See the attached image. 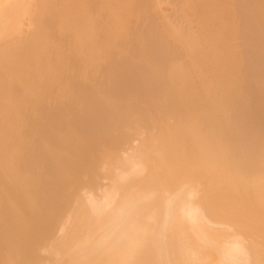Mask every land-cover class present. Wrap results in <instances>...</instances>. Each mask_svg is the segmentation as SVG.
<instances>
[{"label": "bare ground", "instance_id": "bare-ground-1", "mask_svg": "<svg viewBox=\"0 0 264 264\" xmlns=\"http://www.w3.org/2000/svg\"><path fill=\"white\" fill-rule=\"evenodd\" d=\"M138 1L0 0V42L25 34L0 52V264H264V118L251 108L254 102L249 107L244 59L230 44L238 35L228 24L234 18L221 21V0H194L198 10L189 0L191 11L226 30L227 38L218 26L204 31L216 56L217 98L201 107L206 97L193 94L191 76L175 62L166 73L149 67L148 77L176 95L173 108L181 117L154 129L156 118L154 133L127 139L134 129L124 135L123 127L134 114L146 124V114L126 105L129 99H110L108 85L110 69L123 68L129 56L132 12L137 8L133 18L141 13L143 20L148 11ZM172 1L188 6V0H167L172 8ZM166 2L146 0L158 22ZM176 6L175 16L189 15V7L180 12ZM169 14V28L182 34ZM198 37H186L192 55ZM102 122L103 136L97 133Z\"/></svg>", "mask_w": 264, "mask_h": 264}, {"label": "rangeland", "instance_id": "rangeland-1", "mask_svg": "<svg viewBox=\"0 0 264 264\" xmlns=\"http://www.w3.org/2000/svg\"><path fill=\"white\" fill-rule=\"evenodd\" d=\"M38 2L40 1V0H37ZM148 1V0H147ZM167 0H165V2H166ZM229 1V2H228ZM249 1V2H248ZM138 2H140V3H143V2H145V3H143V4H140L139 3V5L138 6H142L143 5V8L142 9H140L141 8V6H140V8L138 7V9H140V10H143V12H145V11H147V16H149L150 14V16L149 17H147L146 16V14L145 13H143V15L145 14V16H143L144 18H143V20H142V18L140 17L141 16V13H140V11H139V15H137L138 14V12L137 11H135L137 8V3ZM137 3H136V9L132 12L133 13V17H134V15H135V12H137V14H136V16H137V18H138V16H139V18H138V20L139 19H141L140 20V22L139 21H136V23H135V18H136V16H135V18H133L132 16H131V20H130V17H129V20H130V25L132 26V27H130L129 25H127V28H132L131 30H129V31H132V33L131 32H129V34H128V31H127V36L128 37H126V36H124V37H126V42H128V43H126L124 40L125 39H121V42L122 41H124L127 45H129L131 48L130 49H128V48H126L127 50H125V51H129V52H126L127 54L129 53V56L128 55H126V60H124V61H126L125 63H124V66H123V68L121 67V69L119 68H117L116 69V71H114L115 69H110L111 70V72H113V74H110V79H109V81H111V82H109L108 81V83L110 84L111 83V85L109 86L108 85V87L109 88H114V89H109V94L111 93V95H109L110 97V99L111 98H113L112 100H116V101H120V102H122V101H124V104H125V102H127L128 101V99H129V101L127 102V104L126 105H131L132 103H134V104H132L131 106L132 107H134L133 105H135V106H138V107H134V108H139V107H141V108H139L141 111H143L144 112V115H145V117L148 119V117H147V115L148 114H150L149 115V117L151 116V114H152V117L150 118V119H146V121H145V123L146 124H141V121H140V119H139V114L137 115V114H134L133 116H132V118L131 119H133V117H134V119L131 121V123L130 124H128L127 126H129V127H126V126H124L123 127V130H124V128L126 129V130H124L123 131V133L125 132H128L129 130L127 129V128H133L134 130H135V128L137 129V127L142 131V132H140V134H139V132L138 131H140L139 129L135 132L134 130L132 131V130H130V131H132V133H130V131L127 133L128 135L129 134H131V135H127V134H125L124 133V135H127L126 137H127V139L128 138H137L138 139V137H137V135L139 136V137H141L142 138V135H143V137L146 135V136H148V135H151L150 133L151 132H155V131H153L155 128L156 129H159V128H161V127H164V125L165 124H168V123H175V122H178V118L179 117H181V113H179L178 114V117H177V110H178V108L177 109H175L176 107H178L177 105H175L176 103H175V101L172 99V97L174 98V96H176V95H173V94H171V97L169 96V94H167L166 92L167 91H165L166 90V88L165 87H163L161 84V82H159L161 79L159 78H156V80H157V83H156V80L155 79H151V78H149L148 77V75H149V73H147L148 72V69H149V67H152V68H154V69H157V70H160L162 73H166V72H168V69H170V67H169V65L172 63L173 64V62H175L176 64H178V65H180V66H182L184 69H185V73L187 72V77H190L191 76V78H189L190 79V83L188 84V85H190L191 87H193L192 89L194 90H192L193 92V94H195V92L197 93L196 95V97H198V96H200V98L199 99H201V98H205L204 100H203V104L201 103V107H202V105H207L208 103L210 104V102H211V104H213L214 103V98H217V96H216V94H214V91L213 90H215V87H216V85H217V80H215L217 77H216V74H215V69H213V70H211V68H213V67H215L216 66V56H215V52L213 51V44H211L212 46V48L210 47V41L208 40L209 39V35H207L206 33L208 32H211V31H214L215 30V28H216V26H218V24H219V26L222 24V23H217V21L216 22H211L207 17H203L202 15H201V13H200V15H199V11L198 12H196L199 8H198V6L197 7H195V5L193 6V4H192V2H194V0L193 1H191V3L189 2V0H188V2L186 1V3H187V7H189V9H190V4H191V6L192 7H194V8H192L191 7V9L192 10H194V9H197V10H195V11H191V9L188 11V13H189V15H187V17H190V19H188L187 17H186V15H185V13L187 14V11H185V9L187 8L186 6V8L184 9L181 5V3L180 2H173V3H176V4H178V3H180V6H181V8H179V4H178V7L176 6V4H174V8H175V6H176V8L177 9H180V12H181V9L183 8L184 9V11H185V13L184 12H182L181 13V15H180V13H179V11H178V13L179 14H177L176 16H175V13L176 12H174V11H177V10H174V8H172L173 6H172V3H170L171 5H169L167 2H166V4H165V6H163V8L167 11H165V10H163V8L161 7L162 6V4L159 6V7H161V9H159L160 11H162L163 13H160V12H158L159 10H157L156 8H154V7H152V8H154V10L156 9L157 10V14L159 15V16H161L162 14H163V16L164 15H166L167 16V14L168 13H171V14H169L170 16H169V18H172L171 20H173L174 19V23H175V26L177 27L178 26V29L179 30H181V28H182V31L184 32V34H183V32H182V34H180V33H176V30H174L172 27V29L175 31V33H174V31L173 30H171V28H169V26H168V24L170 25V23H167L168 22V20L165 18L166 16H164V20L163 21H165V22H163V21H157V19H156V17L151 13V11H150V9H151V6H154V3L148 8V6L149 5H146V0H140V1H138ZM170 2H171V0H170ZM228 2V3H227ZM257 2V3H256ZM147 3H149V2H147ZM152 3V2H151ZM190 3V4H189ZM196 3V2H195ZM220 3H222V4H220V6H222V8H221V11H222V14L225 16H223V15H220L221 17V21H223V23H225V21H226V24L229 22V21H231L233 18L235 19H233L232 20V22H229L228 24H230V23H232L233 25H235L237 28V34L238 35H236V33H235V37L234 38H236L235 39V41H238L237 43H235V41H234V38H233V40H230V44L233 46V48L236 46V44H237V46H236V48H240V50H239V48L237 49V51L239 52H237L240 56H243V57H241L242 58V65L244 64V70H243V75L241 76V78H242V80H243V82L245 83V85L247 84V96H249L250 94L252 95H250L248 98L250 99V100H248L249 101V104H250V106L249 107H251V103L252 102H254V103H252L255 107H253V105H252V109H253V111L254 112H256L255 114L258 116V117H260V118H264V95H262V94H264V21H263V19H264V0H221L220 1ZM226 3V4H225ZM250 3V4H249ZM167 4H168V6H167ZM225 4V5H224ZM232 4V5H231ZM234 4V5H233ZM252 4V5H251ZM164 5V4H163ZM183 5H185V4H183ZM231 5V6H230ZM146 6V7H145ZM167 6V7H166ZM172 6V7H171ZM225 6V7H224ZM230 8H229V7ZM235 6V7H234ZM258 6V7H257ZM260 6V7H259ZM145 7V8H144ZM155 7H156V5H155ZM251 7V8H250ZM226 9V10H223V9ZM228 8V9H227ZM253 8V9H252ZM261 8V9H260ZM232 9V10H231ZM255 9V10H254ZM263 9V10H262ZM145 10V11H144ZM169 10V11H168ZM171 10H173V12H174V16H175V18L173 17V15H172V11ZM186 10H188V8L186 9ZM258 10V11H257ZM153 11V10H152ZM171 11V12H170ZM183 11V10H182ZM221 11H220V14H221ZM225 11V12H224ZM231 11V12H230ZM234 11V12H233ZM142 12V11H141ZM155 12V11H154ZM153 12V13H154ZM190 12H192V13H190ZM194 12H196V13H194ZM229 12V13H228ZM231 13H233V15H231ZM234 13H235V15H234ZM161 14V15H160ZM237 14V15H236ZM261 14V15H260ZM34 15H35V13H34ZM154 17H153V16ZM158 15H156V16H158ZM179 15V16H178ZM200 16V18H198V16ZM172 16V17H171ZM231 16V17H230ZM36 17V16H35ZM34 17V18H35ZM185 17L187 18V19H185ZM37 18V17H36ZM146 18V19H145ZM158 18V20H160L159 18H161V17H157ZM163 18V17H162ZM161 18V19H162ZM183 18V19H182ZM205 18H207V20L205 19ZM229 18H231L230 20H228ZM259 18V19H258ZM132 19H134L133 20V22H131L132 21ZM156 19V20H155ZM192 19H193V21H192ZM129 20H128V22H129ZM137 20V19H136ZM179 20H181V21H179ZM260 20V21H259ZM204 21H207V22H204ZM228 21V22H227ZM237 21H238V23H237ZM128 22H126L127 24H129ZM178 22V23H177ZM181 22H183V24L181 25ZM199 22V23H198ZM200 22H201V24H200ZM204 22V23H203ZM211 24V27H210V25H208L209 23ZM234 22V23H233ZM261 22V23H260ZM46 23V22H45ZM47 23H48V21H47ZM139 23V24H138ZM164 23V24H163ZM177 23V24H176ZM189 23V24H188ZM202 23L203 24H205L204 26L202 25ZM207 23V24H206ZM236 23V24H235ZM137 24V26L135 27V26H133V25H136ZM159 24V25H158ZM193 24V25H192ZM196 24H198V25H196ZM215 26H214V25ZM217 24V25H216ZM126 25V24H125ZM157 25V26H156ZM164 27H163V26ZM201 25V26H200ZM223 25V24H222ZM139 26H140V29H139ZM159 26H160V29H159ZM166 26V27H165ZM168 26V27H167ZM185 26V27H184ZM191 26V27H190ZM192 26H193V28H192ZM207 26L208 27H210V28H207ZM219 26L216 28V31H220V34L222 33L223 34V36H225V33H226V30L224 31V29L222 28V27H220V29L222 28V32H221V30H219ZM158 27V28H157ZM165 28V32H164V29L162 30V28ZM203 27V28H202ZM215 27V28H214ZM240 27V28H239ZM123 28H124V30L123 31H125L126 29H125V26L123 25ZM167 28H169V29H167ZM186 29V32H185V29ZM200 28H201V30H200ZM206 30H205V29ZM212 28V29H211ZM135 29H137V31L139 32H137ZM167 29V30H166ZM184 29V30H183ZM202 29H203V31H202ZM211 29V30H210ZM214 29V30H213ZM179 30H178V32H179ZM187 30H191L190 32L189 31H187ZM195 30H196V32H195ZM200 30V31H199ZM239 30V31H238ZM136 31V32H135ZM166 31H168V33L166 32ZM169 31H172L173 32V34H170V33H172V32H169ZM204 31H206V33L204 32ZM162 32V35L160 34ZM188 32V33H187ZM197 33V35L199 36L200 35V37L201 38H199V40H198V45H202V46H196V48L194 49V51L195 52H193V54L194 55H192V53H190L189 52V49H188V47L186 46V37H187V35L189 34V33ZM204 32V33H203ZM224 32V33H223ZM137 33H138V35H137ZM165 33V34H164ZM185 33H187V35L185 34ZM132 34V35H131ZM142 36H141V35ZM175 34V35H174ZM180 34V35H179ZM204 34V35H203ZM210 34V33H209ZM24 35V36H23ZM22 36L23 37H25V34H23ZM123 35H126V34H123ZM167 35V36H166ZM170 35V36H169ZM22 36H21V38H22ZM134 36H135V38H134ZM137 36V37H136ZM138 36H141V37H139L138 38ZM144 36V37H143ZM169 36V37H168ZM185 36V37H184ZM19 36L17 35V34H15L14 36L12 35V36H10V37H7L6 39L5 38H3L2 40H1V42H0V52L4 49V47H5V45H6V47L9 45L10 46V44L9 43H14V41L16 42L17 40L19 41V40H21V38L19 37ZM164 37V38H163ZM127 38H128V40H127ZM130 38V39H129ZM144 38V39H143ZM159 38H160V40H159ZM225 38H227L226 36H225ZM17 39V40H16ZM140 39H142V40H140ZM183 40H184V42H183ZM202 40V41H201ZM208 40V41H207ZM131 41V42H130ZM124 42H122L121 44L123 45V44H125ZM137 42V45H139V44H141V45H139V46H137L135 43ZM183 42V43H182ZM233 42V43H232ZM131 43H133V44H131ZM143 43V44H142ZM4 44V45H3ZM8 44V45H7ZM143 45V46H142ZM175 45V46H174ZM180 47H179V46ZM126 46V45H125ZM175 48H174V47ZM177 46V47H176ZM182 46H184V47H182ZM208 46H209V48H208ZM5 47V48H6ZM127 47V46H126ZM137 47V48H136ZM142 47V48H141ZM204 47H206V48H204ZM138 48H140V49H138ZM178 48H180V49H178ZM183 50H182V49ZM208 49V50H204V49ZM211 49V50H210ZM235 49V48H234ZM140 50V51H139ZM142 50V51H141ZM145 50V51H144ZM171 50L173 51V52H171ZM175 50H177V51H179V52H177V51H175ZM187 50H188V53H187ZM198 51V53H197V51ZM202 50V51H201ZM156 51V52H155ZM182 51H185V52H182ZM235 51H236V49H235ZM147 52V53H146ZM171 52V53H170ZM211 52V53H210ZM213 52V53H212ZM164 53H166V54H164ZM186 53V54H185ZM205 53V54H204ZM242 55H241V54ZM173 54V55H172ZM176 54V55H175ZM200 54V55H199ZM206 54H207V56H206ZM210 54V55H209ZM143 55V56H142ZM166 55V56H165ZM169 57H168V56ZM204 55V56H203ZM212 55V56H211ZM130 56H132L131 58H130ZM174 56H175V58H174ZM203 57V59H204V61H202L201 62V60H200V58L202 59V57ZM214 56V57H213ZM165 57V58H164ZM177 57V58H176ZM193 57V58H192ZM195 57V58H194ZM206 57V58H205ZM129 58V59H128ZM135 58V59H134ZM153 58V59H152ZM199 60H198V59ZM215 58V59H214ZM137 59H139V60H137ZM169 59V60H168ZM177 59H178V61H177ZM179 59H181V61L179 60ZM184 59V60H183ZM130 60V61H129ZM160 60V61H159ZM169 61V62H167V61ZM171 60V61H170ZM173 60V61H172ZM144 61V62H143ZM159 63H158V62ZM177 61V62H176ZM183 61L185 62V63H183ZM208 61V62H207ZM130 62H131V64H133V65H131L130 64ZM149 62V63H148ZM171 62V63H170ZM146 65H145V64ZM170 63V64H169ZM209 63H210V65H209ZM214 63V64H213ZM138 64V65H137ZM143 64H144V66H143ZM149 64H152V66L151 65H149ZM168 64V65H167ZM185 64V65H184ZM192 64V65H191ZM194 64V65H193ZM195 65H196V67H195ZM198 65V66H197ZM202 65V66H201ZM136 66V67H135ZM141 68H140V67ZM210 66V67H209ZM195 67V68H194ZM138 68H140V69H138ZM191 69V70H189V69ZM193 68V69H192ZM198 70H201V71H198ZM139 71H142V72H139ZM145 71V72H144ZM190 71V72H189ZM193 71V72H192ZM210 71V72H209ZM214 73H213V72ZM143 72L145 73V74H143ZM117 73H118V75H117ZM121 73V74H120ZM133 73V74H132ZM124 74V75H123ZM148 74V75H147ZM193 74V75H192ZM205 74H207V75H205ZM213 74H215V76L213 75ZM112 75H113V81H112ZM116 75V76H115ZM119 75H120V77H119ZM127 75H128V77H127ZM190 75V76H189ZM195 75V76H194ZM123 76V77H122ZM126 76V77H125ZM199 76V77H198ZM200 76H201V78H200ZM204 76V77H203ZM208 76V77H207ZM143 77H144V79H143ZM193 77V78H192ZM209 77H211V78H209ZM214 77V78H213ZM128 78V79H127ZM126 80V81H123V80ZM188 79V80H189ZM192 79V80H191ZM198 79V80H197ZM205 79V80H204ZM211 79V80H210ZM159 80V81H158ZM203 80H204V82H203ZM214 80V81H213ZM131 81H132V83H131ZM199 82V83H196V82ZM201 81V82H200ZM212 81V82H211ZM126 82V83H125ZM129 82V83H128ZM206 82V83H205ZM210 82V83H209ZM154 83V84H153ZM193 83V84H192ZM204 83V84H203ZM115 84V85H114ZM117 84V85H116ZM120 84V85H119ZM129 84V85H128ZM141 84H143V85H141ZM202 84V85H201ZM207 84H209V86L207 85ZM257 84V85H256ZM260 84H263V86L262 85H260ZM122 85H123V87H122ZM148 85H150L151 86V88H150V86H148ZM251 85V86H250ZM256 85V86H255ZM261 86V87H258V86ZM136 86V87H135ZM147 86V87H146ZM162 86V87H161ZM201 86V87H200ZM117 87V88H116ZM129 87H130V89H129ZM142 87H144L143 89H142ZM158 87V88H157ZM190 87V88H191ZM199 87V88H198ZM204 87V89H202ZM208 87V88H207ZM209 87H210V89H209ZM256 87V88H255ZM153 88V89H152ZM161 88V89H160ZM198 88V89H197ZM128 89V90H127ZM150 89V90H149ZM156 89H157V91H156ZM160 89V90H159ZM212 89V90H211ZM256 89H257V91H256ZM263 89V90H262ZM121 90V91H120ZM126 90V91H125ZM130 90H131V92H130ZM159 90V91H158ZM252 90H254V91H252ZM110 91H113V92H110ZM116 91H118L117 93H116ZM135 91V92H134ZM160 91L161 92H163V93H160ZM248 91H250L249 93H248ZM114 92H115V94H114ZM127 93V94H126ZM141 93V94H140ZM156 93H159V95L158 94H156ZM208 93H209V95H208ZM211 93V94H210ZM254 93V94H253ZM120 94V95H119ZM125 94V95H124ZM152 94V95H151ZM156 94V95H155ZM202 94V95H201ZM214 94V95H213ZM115 95V96H114ZM119 95V96H118ZM147 95H151L150 97H147ZM154 95V96H153ZM160 97L161 96V99L160 98H158V96ZM165 95V96H164ZM256 95V96H255ZM118 96V97H117ZM132 96V97H131ZM156 96V97H155ZM201 96H205V97H201ZM131 97V98H130ZM154 97V98H153ZM166 97V98H165ZM170 97V98H169ZM251 97V98H250ZM255 97V98H254ZM257 97V98H256ZM263 97V98H262ZM116 98V99H115ZM136 98V99H135ZM139 98V99H138ZM145 98V99H144ZM157 98V99H156ZM176 98V97H175ZM179 97L177 96V100H179V101H177V103L178 102H182V98L180 97L179 99H178ZM211 98V99H210ZM149 99V100H148ZM169 99H171V100H169ZM182 99V100H181ZM196 99H197V101H198V98H193V103H194V105L196 104ZM253 99V100H252ZM255 99V100H254ZM259 99V100H258ZM261 99H263V101L261 100ZM143 100V101H142ZM146 100H148L147 102H146ZM157 100V102H155ZM168 100V101H167ZM176 100V99H175ZM206 100H208V101H206ZM152 101V102H151ZM154 101V102H153ZM160 101V102H159ZM189 101V100H188ZM190 101H192V100H190ZM196 101V102H195ZM201 101V100H200ZM199 101V102H200ZM204 101H206L207 103H205ZM252 101V102H251ZM257 103H256V102ZM261 102L262 104L260 105V104H258L259 102ZM158 102H159V104H158ZM180 102V103H181ZM143 103L145 104V105H143ZM155 103H157V104H155ZM166 103H168V104H166ZM174 103V104H173ZM149 104H150V106H149ZM160 104H161V106H160ZM165 106H164V105ZM189 104H191V103H189ZM199 104V103H198ZM197 104V105H198ZM248 104V103H247ZM258 104V105H257ZM154 105H156V106H154ZM158 105V106H157ZM167 105V106H166ZM169 105H171V106H169ZM175 105V106H174ZM178 105H179V109H181L180 108V104L178 103ZM192 105V104H191ZM196 105V106H197ZM206 105H205V108H207L208 106L210 107L211 105H207V107H206ZM153 106V107H152ZM164 106V107H163ZM186 106V105H185ZM187 106H189L188 104H187ZM187 106L185 107V108H187ZM263 107V109L262 108H259V107ZM146 107V108H145ZM152 109H151V108ZM155 107V108H154ZM173 107H175V108H173ZM194 107L195 106H193V109H194ZM200 107V106H199ZM157 108V109H156ZM161 108V109H160ZM168 110H167V109ZM172 108H173V110H172ZM184 110H185V108L184 107H182ZM258 108L261 110H258ZM138 109V110H139ZM147 109V110H146ZM155 109V110H154ZM160 110V112H158L157 110ZM163 109V110H162ZM166 111H165V110ZM192 109V108H191ZM197 109V108H196ZM139 110V111H140ZM153 110V111H152ZM176 110V111H175ZM202 110H203V108H202ZM147 113H146V112ZM167 111H169V112H167ZM171 111V112H170ZM174 111V112H173ZM199 111V110H198ZM151 112V113H150ZM155 114H154V113ZM183 112L184 111H182V114H183ZM200 113L202 112V111H199ZM258 112V113H257ZM262 114H261V113ZM161 113V114H160ZM164 113V114H163ZM168 113V114H167ZM160 114V115H159ZM173 114V115H172ZM168 115H171V116H168V117H173V118H169V119H172V120H168V117L167 116ZM180 115V116H179ZM197 115V114H196ZM202 115H203V112H202ZM260 115V116H259ZM135 116H136V118H135ZM154 116V117H153ZM158 116V117H157ZM164 116V117H163ZM161 117V119H159V121H155V119L156 120H158V118H160ZM164 118V119H163ZM167 118V119H166ZM175 118V119H174ZM198 118V117H197ZM200 118V117H199ZM220 118H221V116L219 117V120H220ZM136 119V120H135ZM183 119V117L180 119V120H182ZM203 119V118H202ZM136 121V122H133V121ZM174 120V121H173ZM177 120V121H176ZM138 121L140 122V124H138ZM150 122L149 124H148V122ZM153 121H155V122H153ZM160 121H162L161 122V124L159 123ZM173 121V122H172ZM221 121H222V118H221ZM262 121H263V123H264V120L262 119ZM163 122H165V123H163ZM167 122V123H166ZM104 122H102V124H103ZM132 123H135V124H132ZM151 123H155L154 125L153 124H151ZM159 123V124H158ZM101 124V126L99 125V128H98V126H96V127H94V129L95 128H98V130H97V133L98 134H100V135H102L103 136V132L105 131V128H106V126L104 125H102ZM136 124H138V125H136ZM143 125V126H142ZM145 125V126H144ZM152 125H153V128H152ZM159 125H160V127H159ZM163 125V126H162ZM134 126H137V127H134ZM146 127H148V128H146ZM144 128V129H143ZM146 128V129H145ZM151 128V129H150ZM93 129V132L95 133L96 131ZM101 129V130H100ZM163 129H165V128H163ZM148 130H152V131H148ZM91 131H92V129H91ZM93 132H91L92 134H90V136H93ZM100 132V133H99ZM101 132H102V134H101ZM146 132V133H145ZM148 132V133H147ZM97 133H95V137H96V135H97ZM134 133H138L136 136H134L133 134ZM142 133H144V134H142ZM152 133V134H153ZM142 134V135H141ZM148 134V135H147ZM100 135H97V136H100ZM101 136V137H102ZM105 136V135H104ZM131 136V137H130ZM125 137V138H126ZM103 138H105V137H103ZM145 138V137H144ZM127 139H126V141H127ZM126 141H122V144H123V142H126ZM130 141V140H129ZM128 141V142H129ZM126 144V146H124V147H127V143H124V145ZM117 145H119V144H117ZM116 145V146H117ZM129 145V144H128ZM115 146V145H114ZM122 148H123V145L121 146Z\"/></svg>", "mask_w": 264, "mask_h": 264}]
</instances>
